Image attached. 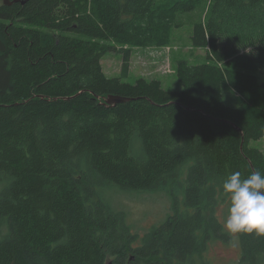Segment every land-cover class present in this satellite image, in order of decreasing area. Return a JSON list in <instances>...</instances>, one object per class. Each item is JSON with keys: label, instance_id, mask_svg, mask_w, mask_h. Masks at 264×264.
<instances>
[{"label": "trees", "instance_id": "16d2710c", "mask_svg": "<svg viewBox=\"0 0 264 264\" xmlns=\"http://www.w3.org/2000/svg\"><path fill=\"white\" fill-rule=\"evenodd\" d=\"M191 17L207 60L178 61L181 89L124 80L132 46H161ZM244 64L264 76V0H0V264H207L208 243L231 240L223 182L264 175L251 145L264 110L223 99ZM114 186L168 190L173 213L134 246ZM237 238V264H264V235Z\"/></svg>", "mask_w": 264, "mask_h": 264}, {"label": "rangeland", "instance_id": "374dc122", "mask_svg": "<svg viewBox=\"0 0 264 264\" xmlns=\"http://www.w3.org/2000/svg\"><path fill=\"white\" fill-rule=\"evenodd\" d=\"M192 18L182 27L171 29L168 40L161 46H132L130 71L124 80L135 82L139 77L156 78L162 81L166 89H181L182 84L176 75L178 61L185 59L199 63L207 60L208 47H196L191 42ZM122 62L123 56L119 50L110 51L102 59L103 69L110 77L119 76ZM234 71H237L234 74L236 82L223 83L225 103L232 106L246 103L254 111L264 110V76H256L248 64L234 68ZM251 145L264 152V137L252 140ZM104 194L114 209L124 213L131 233L137 235L131 242L134 246L141 244L146 232L173 213V197L168 190H123L114 186ZM179 196L182 198L181 193ZM217 212L224 224L228 215L227 205H219ZM0 227L6 231L4 224H0ZM239 257L237 235L231 234L229 242L220 239L210 241L197 259L207 264H237ZM127 258L135 259L134 253L128 251ZM114 260L115 257H109L107 262L112 264Z\"/></svg>", "mask_w": 264, "mask_h": 264}, {"label": "clouds", "instance_id": "9594fccd", "mask_svg": "<svg viewBox=\"0 0 264 264\" xmlns=\"http://www.w3.org/2000/svg\"><path fill=\"white\" fill-rule=\"evenodd\" d=\"M222 192L229 201L222 227L232 235H264V175L254 171L242 178L234 172L223 182Z\"/></svg>", "mask_w": 264, "mask_h": 264}, {"label": "water", "instance_id": "95a60500", "mask_svg": "<svg viewBox=\"0 0 264 264\" xmlns=\"http://www.w3.org/2000/svg\"><path fill=\"white\" fill-rule=\"evenodd\" d=\"M15 1H21L24 3L26 0H15ZM127 100H130L128 97L120 96V95H111L107 98V103L108 105H115L118 103L126 102ZM192 109V108H189ZM235 125V124H234ZM238 129H240L237 125H235ZM241 130V129H240Z\"/></svg>", "mask_w": 264, "mask_h": 264}, {"label": "bare ground", "instance_id": "6f19581e", "mask_svg": "<svg viewBox=\"0 0 264 264\" xmlns=\"http://www.w3.org/2000/svg\"><path fill=\"white\" fill-rule=\"evenodd\" d=\"M107 101V100H106ZM107 103V102H106Z\"/></svg>", "mask_w": 264, "mask_h": 264}]
</instances>
